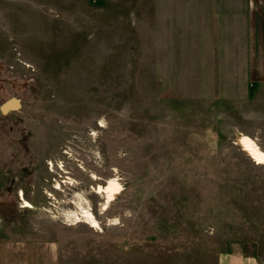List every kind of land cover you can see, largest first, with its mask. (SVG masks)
<instances>
[{
  "label": "rangeland",
  "instance_id": "1",
  "mask_svg": "<svg viewBox=\"0 0 264 264\" xmlns=\"http://www.w3.org/2000/svg\"><path fill=\"white\" fill-rule=\"evenodd\" d=\"M12 97L5 254L50 242L56 264L264 261V164L234 142L264 151V0H0V105ZM109 176L122 188L103 209Z\"/></svg>",
  "mask_w": 264,
  "mask_h": 264
},
{
  "label": "bare ground",
  "instance_id": "2",
  "mask_svg": "<svg viewBox=\"0 0 264 264\" xmlns=\"http://www.w3.org/2000/svg\"><path fill=\"white\" fill-rule=\"evenodd\" d=\"M234 140H235L234 142L239 146L240 150L250 160H252L256 164H264V151L258 146L256 141L251 136H249L248 134L242 133V132H238ZM93 177L96 179L95 175ZM65 181L70 183L71 179L67 177V180ZM58 186H59V183H57V187ZM121 188L122 187H121L120 182L114 176H109L107 177V179L105 180L103 184L97 183L94 186V192L101 194L104 199L102 203L103 209L106 208L107 204L116 197V195L120 192ZM19 199L21 200L20 202L23 207L31 206V204L22 196L21 193H20ZM67 212L68 211L66 210V213ZM68 213H71L77 221L81 220L87 223L90 227L99 226V222L96 216L94 215V213L91 211L89 207L78 205V208L75 211H70ZM68 217H69V214H68Z\"/></svg>",
  "mask_w": 264,
  "mask_h": 264
},
{
  "label": "crops",
  "instance_id": "3",
  "mask_svg": "<svg viewBox=\"0 0 264 264\" xmlns=\"http://www.w3.org/2000/svg\"><path fill=\"white\" fill-rule=\"evenodd\" d=\"M16 243V242H15ZM10 244V243H9ZM14 245V242L12 243ZM40 245L35 247V245L24 244L21 252L17 256L11 255L9 250L5 254V250L0 248V264H39L37 263L39 259L48 257V261H42L40 264H56L54 250L55 247L51 245L50 242L39 243ZM11 249V248H9ZM12 251H15L14 249ZM9 256H6L8 255ZM218 264H264V261L257 256V254L247 253L242 249L227 250L222 251L218 258Z\"/></svg>",
  "mask_w": 264,
  "mask_h": 264
},
{
  "label": "water",
  "instance_id": "4",
  "mask_svg": "<svg viewBox=\"0 0 264 264\" xmlns=\"http://www.w3.org/2000/svg\"><path fill=\"white\" fill-rule=\"evenodd\" d=\"M20 107L19 100L16 98H9L0 105V112L6 114L8 111L17 110Z\"/></svg>",
  "mask_w": 264,
  "mask_h": 264
}]
</instances>
